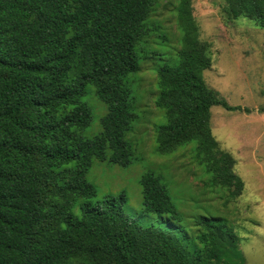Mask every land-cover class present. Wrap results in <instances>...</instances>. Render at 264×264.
<instances>
[{
	"label": "trees",
	"instance_id": "16d2710c",
	"mask_svg": "<svg viewBox=\"0 0 264 264\" xmlns=\"http://www.w3.org/2000/svg\"><path fill=\"white\" fill-rule=\"evenodd\" d=\"M175 1L181 34L175 58L157 69L154 106L167 123L156 129V152L195 141L192 160L225 207L244 184L211 133L210 110L243 109L205 84L209 46L198 38L190 0ZM224 2L228 18L264 30V0ZM158 7V0H0V264H246L221 214L179 212L152 172L140 179L137 209L124 195L91 201L97 190L86 176L95 161L137 160L128 80L156 58V38L169 35ZM87 86L107 107L91 139L82 136L92 122Z\"/></svg>",
	"mask_w": 264,
	"mask_h": 264
},
{
	"label": "rangeland",
	"instance_id": "374dc122",
	"mask_svg": "<svg viewBox=\"0 0 264 264\" xmlns=\"http://www.w3.org/2000/svg\"><path fill=\"white\" fill-rule=\"evenodd\" d=\"M158 2L156 17L169 35L164 31L166 39L156 38L158 43L151 49L158 55L143 61L141 71L128 80L137 116L128 138L134 144L137 160L128 167L95 161L86 176L97 190L91 201L112 196L121 202L120 195H124L128 208L137 209L142 203L140 179L152 172L162 178L179 212L219 218L221 214L233 228L246 264H264V30L248 18H228L224 0H190L198 38L209 46L211 63L203 72L204 82L229 105L243 109L229 112L213 106L210 110L211 133L219 149L235 160L233 171L244 184L241 195L223 207L220 190L205 186L208 175L193 161L195 141L169 155L156 152V129L167 123L164 111L154 106L157 69L166 62L165 57L175 58L181 34L175 29L176 1ZM83 101L92 112V122L82 136L91 139L102 131L101 119L107 107L91 86H87Z\"/></svg>",
	"mask_w": 264,
	"mask_h": 264
}]
</instances>
